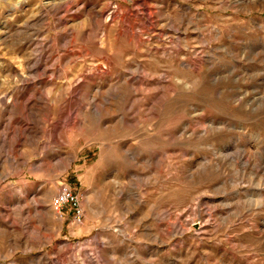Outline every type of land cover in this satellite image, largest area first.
I'll list each match as a JSON object with an SVG mask.
<instances>
[{"label": "rangeland", "instance_id": "374dc122", "mask_svg": "<svg viewBox=\"0 0 264 264\" xmlns=\"http://www.w3.org/2000/svg\"><path fill=\"white\" fill-rule=\"evenodd\" d=\"M0 264H264V0H0Z\"/></svg>", "mask_w": 264, "mask_h": 264}, {"label": "built area", "instance_id": "2783aa9c", "mask_svg": "<svg viewBox=\"0 0 264 264\" xmlns=\"http://www.w3.org/2000/svg\"><path fill=\"white\" fill-rule=\"evenodd\" d=\"M52 206L57 212L69 208L74 220H79L82 214L78 198L66 186H61L53 198Z\"/></svg>", "mask_w": 264, "mask_h": 264}, {"label": "bare ground", "instance_id": "6f19581e", "mask_svg": "<svg viewBox=\"0 0 264 264\" xmlns=\"http://www.w3.org/2000/svg\"><path fill=\"white\" fill-rule=\"evenodd\" d=\"M101 261V260H100Z\"/></svg>", "mask_w": 264, "mask_h": 264}]
</instances>
